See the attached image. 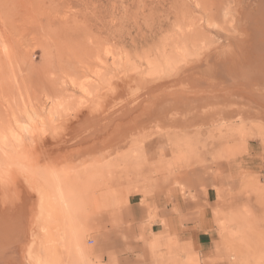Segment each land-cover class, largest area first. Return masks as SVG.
Masks as SVG:
<instances>
[{
  "label": "rangeland",
  "instance_id": "1",
  "mask_svg": "<svg viewBox=\"0 0 264 264\" xmlns=\"http://www.w3.org/2000/svg\"><path fill=\"white\" fill-rule=\"evenodd\" d=\"M32 227L57 264H264V0H0V264Z\"/></svg>",
  "mask_w": 264,
  "mask_h": 264
},
{
  "label": "bare ground",
  "instance_id": "2",
  "mask_svg": "<svg viewBox=\"0 0 264 264\" xmlns=\"http://www.w3.org/2000/svg\"><path fill=\"white\" fill-rule=\"evenodd\" d=\"M178 85V84H177ZM31 118V117H30ZM32 120V119H31ZM34 121V120H33ZM33 122H31V124H32ZM60 189H62V188H60ZM59 189V190H60ZM61 193H63V191L61 192ZM37 196V195H36ZM64 196V195H63ZM66 196V195H65ZM64 196V197H65ZM31 197H33L32 195H31ZM35 197V196H34ZM31 199V198H30ZM35 199V198H34ZM65 199V198H64ZM62 197H60L59 199H57V200H59V202H61V203H65L66 204V201L64 200ZM38 200H40L39 198H38ZM37 200V201H38ZM40 203V202H39ZM43 203H44V201H43ZM37 205H38V202H37ZM41 205V207H39ZM40 205H38L37 207L38 208H43L42 206V202H41V204ZM42 210V209H41ZM39 211V209L37 210V212ZM34 213V212H33ZM39 214V213H38ZM41 214H42V211H41ZM32 217H34V216H32ZM24 218V217H23ZM37 218V217H36ZM25 221V220H24ZM30 221V220H29ZM27 225V224H26ZM23 230V229H22ZM25 231H27L28 232V230H25ZM33 227L29 230V232L27 233L28 235H26V237H25V235H24V237L28 240V242H26V240H25V243H27V244H25V247H26V253H27V255H26V258L28 259V260H31V262H32V264H57V262L54 260V257H53V255L51 254V253H49V251H44L43 253H36L35 254V251H34V246H35V244L38 242V240L35 238V236L33 235L32 236V233L33 232H35V231H33ZM31 237V238H30ZM24 239V238H23ZM22 239V240H23ZM23 244V243H22ZM24 245H22V247H23ZM21 247V248H22ZM18 251H19V249H18Z\"/></svg>",
  "mask_w": 264,
  "mask_h": 264
},
{
  "label": "crops",
  "instance_id": "3",
  "mask_svg": "<svg viewBox=\"0 0 264 264\" xmlns=\"http://www.w3.org/2000/svg\"><path fill=\"white\" fill-rule=\"evenodd\" d=\"M173 215H174V217H173ZM176 214L175 213H172V217H173V220H172V222L173 223H175V221H177L176 220ZM179 221H180V219H179ZM194 223H197V221H188L187 223H183V225H187L188 227H190V229L189 230H191V229H193V231H194ZM193 231H192V233H193Z\"/></svg>",
  "mask_w": 264,
  "mask_h": 264
}]
</instances>
